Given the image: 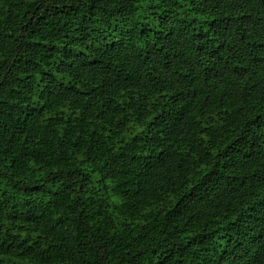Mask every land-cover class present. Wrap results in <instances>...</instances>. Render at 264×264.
Wrapping results in <instances>:
<instances>
[{"label":"trees","instance_id":"obj_1","mask_svg":"<svg viewBox=\"0 0 264 264\" xmlns=\"http://www.w3.org/2000/svg\"><path fill=\"white\" fill-rule=\"evenodd\" d=\"M0 264H264V0H0Z\"/></svg>","mask_w":264,"mask_h":264}]
</instances>
